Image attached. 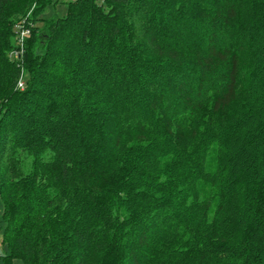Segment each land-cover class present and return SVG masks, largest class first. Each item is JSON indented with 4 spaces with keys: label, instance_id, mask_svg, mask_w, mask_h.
Instances as JSON below:
<instances>
[{
    "label": "trees",
    "instance_id": "16d2710c",
    "mask_svg": "<svg viewBox=\"0 0 264 264\" xmlns=\"http://www.w3.org/2000/svg\"><path fill=\"white\" fill-rule=\"evenodd\" d=\"M51 3L0 0V264H264V0Z\"/></svg>",
    "mask_w": 264,
    "mask_h": 264
},
{
    "label": "rangeland",
    "instance_id": "374dc122",
    "mask_svg": "<svg viewBox=\"0 0 264 264\" xmlns=\"http://www.w3.org/2000/svg\"><path fill=\"white\" fill-rule=\"evenodd\" d=\"M72 1H74V0H51L52 3L48 8H46V9L43 8L42 10H40L41 16H39V19H41V18L49 19V18H53V17H60V18L65 17L67 14L68 3L72 2ZM35 7L36 6L34 5L33 9L27 14L28 16H30L31 13H33V10ZM25 20H27V19H24L22 21H25ZM18 22H19V20H18ZM18 24H16V25H18ZM37 25H41V24L39 23ZM31 26H33L32 23H31ZM14 31H15V28H14ZM17 50H18V41H17V37H16V32H15V48L9 53V58H11L12 60H15L16 58L14 57V53ZM24 79H25V77H24ZM24 88H25V86L23 88H20V89L24 90ZM1 234H2V231L0 229V241H1ZM7 252H8L7 249L6 248L2 249L1 245H0V257L3 256L4 254H6ZM13 264H24V263L22 260H15Z\"/></svg>",
    "mask_w": 264,
    "mask_h": 264
},
{
    "label": "built area",
    "instance_id": "2783aa9c",
    "mask_svg": "<svg viewBox=\"0 0 264 264\" xmlns=\"http://www.w3.org/2000/svg\"><path fill=\"white\" fill-rule=\"evenodd\" d=\"M31 27V24L27 20L21 21L15 27L16 37L18 41V50L14 53V57L16 59H21L25 54L26 40L31 35ZM19 87H24L23 79L20 80Z\"/></svg>",
    "mask_w": 264,
    "mask_h": 264
}]
</instances>
